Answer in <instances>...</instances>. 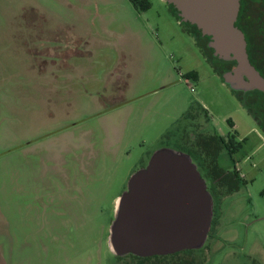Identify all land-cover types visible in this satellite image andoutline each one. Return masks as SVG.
<instances>
[{
  "label": "rangeland",
  "instance_id": "obj_1",
  "mask_svg": "<svg viewBox=\"0 0 264 264\" xmlns=\"http://www.w3.org/2000/svg\"><path fill=\"white\" fill-rule=\"evenodd\" d=\"M150 2L0 0V264H115L130 177L160 148L193 154L198 132L236 135L219 163L245 184L216 198L196 250L264 264V134L169 3Z\"/></svg>",
  "mask_w": 264,
  "mask_h": 264
},
{
  "label": "water",
  "instance_id": "obj_2",
  "mask_svg": "<svg viewBox=\"0 0 264 264\" xmlns=\"http://www.w3.org/2000/svg\"><path fill=\"white\" fill-rule=\"evenodd\" d=\"M182 21L210 36L215 59L234 62L224 73L233 89L264 92V77L251 63L244 33L236 25L240 0H165ZM214 197L193 157L160 148L146 166L132 174L117 199L110 226V249L116 255L140 256L198 249L212 228Z\"/></svg>",
  "mask_w": 264,
  "mask_h": 264
},
{
  "label": "flooded vegetation",
  "instance_id": "obj_3",
  "mask_svg": "<svg viewBox=\"0 0 264 264\" xmlns=\"http://www.w3.org/2000/svg\"><path fill=\"white\" fill-rule=\"evenodd\" d=\"M186 22V21H183ZM192 24V23H191ZM236 25L245 35L246 43H247V52L251 63L254 67L259 71V73L264 77V0H240V9L236 20ZM186 27L190 30L187 31L191 36L194 37L195 42L199 46L200 50L202 51L205 59L212 65L213 70L222 78L224 79V73L230 71L234 68V62H226L220 59H215L213 56L214 49L209 46V41L211 39L210 36L203 35L201 33L197 34L193 27L189 24ZM232 63V64H231ZM199 75V74H198ZM226 83V82H225ZM231 91L237 96L243 106L247 109L248 113L254 118L251 111L248 109V106L252 108L253 113L256 116H262L261 113L263 112V104H264V92L259 90H249L244 91L241 89H233L228 83H226ZM262 92V93H260ZM263 100V101H261ZM248 104V105H247ZM256 124L258 125L257 121L255 120ZM259 127V126H258ZM260 128V127H259ZM261 130V129H260ZM262 131V130H261ZM263 132V131H262ZM214 134H205L202 132L198 133H191L189 135V140H191V148L194 150V153H189L194 161L200 169L199 161L204 156V152H202V147L199 143L201 138L205 136H212ZM264 134V132H263ZM221 135V134H220ZM229 138H226L228 140ZM220 155V154H219ZM196 158V159H195ZM219 160V158H218ZM201 173H205V171H201ZM203 177L207 180L208 189L212 193L214 197V203L220 198L227 196L233 192H229L228 187L216 185L217 182L213 181L211 178L206 176V174H202ZM215 204H214V216L212 223L216 220V211H215ZM195 252L191 255V259L194 260V264H204L203 258L200 254L199 250L194 249ZM187 249H183L174 253L168 254H155L149 256H140L133 253L125 254V255H116V262L115 264H164L163 261L165 258L171 260L173 256L175 257H183L188 258L189 254L186 252ZM163 258V259H162ZM159 259V260H158ZM167 264H170L167 263Z\"/></svg>",
  "mask_w": 264,
  "mask_h": 264
},
{
  "label": "trees",
  "instance_id": "obj_4",
  "mask_svg": "<svg viewBox=\"0 0 264 264\" xmlns=\"http://www.w3.org/2000/svg\"><path fill=\"white\" fill-rule=\"evenodd\" d=\"M130 1L134 3L138 8L144 11L148 10L151 7L150 0H130ZM169 5H170L171 10L173 11V14L177 17V19L181 22V24L184 25L185 30H189L186 27V25L189 24L190 26L193 27V30L197 34L201 33V30L197 27L196 24H191L190 22H183L175 6L173 4H169ZM186 76L198 78V72L195 70H192V71H189L186 74ZM262 106L264 108V104ZM248 109L251 111V113L255 117V120L257 121L260 129L264 132V110L261 113L262 116L258 117L253 113V110L251 107L248 106ZM230 122L232 125H234L232 120H230ZM235 137H236L235 134H230L229 139L226 140V138L223 135L216 134V135L207 136V137L205 136L204 138H201L202 139L201 141H199L202 147V152H204V156L199 161V166H200L201 171L202 170L205 171V173H202V174H206V176L211 178L213 181L217 182L216 185L228 187L229 192L236 191L243 184H245V180L241 177L240 172L237 168H235L234 170H227L220 165L219 160H218L219 154L223 148L228 149V152L231 155V157H233L232 154L239 149L241 144L235 143ZM186 252H188L189 254L188 258L173 256L171 260L165 258L163 260L165 262L164 264H167L169 262L170 264H194L195 263L194 260L191 259L190 257L193 254V252H195V250L187 249Z\"/></svg>",
  "mask_w": 264,
  "mask_h": 264
}]
</instances>
